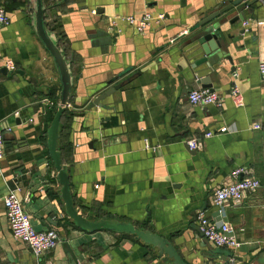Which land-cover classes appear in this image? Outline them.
Returning a JSON list of instances; mask_svg holds the SVG:
<instances>
[{
    "label": "crops",
    "instance_id": "crops-1",
    "mask_svg": "<svg viewBox=\"0 0 264 264\" xmlns=\"http://www.w3.org/2000/svg\"><path fill=\"white\" fill-rule=\"evenodd\" d=\"M29 1L0 0L10 17L0 29V130L7 138L0 162V264H70L69 250L79 264H173L134 237L80 231L64 214L47 147L62 85L32 26ZM44 1L47 28L72 60L71 115L63 120L59 148L76 209L89 219L127 221L178 241L187 264H264L263 0L230 26L233 64L221 60L210 76L224 96L222 107L189 102V92L202 88L195 73L207 65L194 69L203 55L185 45L187 33L224 0ZM146 12L153 15L146 32L125 20ZM161 13L166 19L158 22ZM235 83L244 106L232 98ZM117 86L101 107L90 109ZM257 124L262 128L253 129ZM222 127L228 132L220 133ZM208 133L213 136L205 139ZM194 138L203 140L198 151L187 145ZM238 168L252 170L261 187L242 206L225 205L223 219L241 243L235 251L223 249L234 254L230 258L203 249L196 229L200 217H217L214 190ZM14 179L17 191L8 186ZM12 192L37 230L58 231L55 251L38 258L14 239L4 206Z\"/></svg>",
    "mask_w": 264,
    "mask_h": 264
},
{
    "label": "water",
    "instance_id": "water-1",
    "mask_svg": "<svg viewBox=\"0 0 264 264\" xmlns=\"http://www.w3.org/2000/svg\"><path fill=\"white\" fill-rule=\"evenodd\" d=\"M32 11V26L40 39L41 43L51 55L56 65L60 82L62 85L57 111L47 132V147L50 158L57 172L58 180L61 185L60 198L63 202L64 214L70 222L79 229L88 234L98 232H109L117 235H128L135 238L136 241L153 248L157 251L158 256L165 261H171L173 264H187L179 254L177 247L178 241H170L152 231L142 230L137 225L117 219H89L85 217L80 210L76 209L71 192V181L67 166L63 164L62 153L59 150L62 117L68 110L72 99L73 77H72V60L69 61L63 48L59 46L57 35L47 28V11L44 0H30ZM246 2V3H245ZM243 3H245L243 5ZM258 6V0H224L214 11L206 14L200 22L189 32V41L185 47H190L194 54H202L203 57L195 62L199 68L207 65L206 69L195 73V78L202 84V88L214 91L210 76L216 72L221 65V60L233 64V59L229 54V41L232 36L229 35L230 26L239 21L246 20L245 10ZM234 71V70H232ZM120 86L111 88L105 93L98 96L90 105V109L101 107V102L115 93ZM80 116V115H78ZM4 141H7L3 135ZM21 175V172L18 173ZM11 191H17V179L8 183ZM199 239L203 242L201 246L212 254H224L227 257L234 258V254L223 249H213L204 235L197 229ZM70 264H79V260L72 250H69Z\"/></svg>",
    "mask_w": 264,
    "mask_h": 264
},
{
    "label": "built area",
    "instance_id": "built-area-1",
    "mask_svg": "<svg viewBox=\"0 0 264 264\" xmlns=\"http://www.w3.org/2000/svg\"><path fill=\"white\" fill-rule=\"evenodd\" d=\"M264 3V0L262 1ZM93 14H96L93 11ZM166 19L165 14L161 13L157 16L156 21L161 22ZM130 25L136 27L139 33L146 32L153 20L151 13H144L140 18L130 16L125 19ZM250 22H245V26H249ZM10 25L9 14L3 4L0 3V29ZM264 34V23H262ZM10 70L15 69L12 62H8ZM261 78L264 81V57L259 65ZM237 78V77H236ZM232 98L237 106H244L245 102L241 94L239 86L235 83L231 91ZM189 102L194 106L222 107L224 96L209 89L199 88L191 90L188 94ZM52 106H54L52 104ZM70 108V106H69ZM68 108V109H69ZM261 125L253 126V129H261ZM228 132L227 127H222L220 133ZM213 136V133L205 135V139ZM190 150L198 151L203 146L202 139H191L187 141ZM5 156V143L3 133L0 130V162ZM261 187V182L255 177L250 169L238 168L235 169L227 183L216 188L213 193V202L218 209L216 218L200 217L199 229L204 235V238L215 248L228 249L235 251L240 248L241 243L235 237V229L233 225L223 219L225 213V205L231 203L234 207H240L245 199L257 191ZM4 206L6 209L10 229L14 239L27 244L32 253L40 258L45 254L55 251L61 244V237L57 230H37L32 222L31 216L26 212L23 202L19 197L12 192L5 197ZM235 260L231 259L230 264H234Z\"/></svg>",
    "mask_w": 264,
    "mask_h": 264
},
{
    "label": "trees",
    "instance_id": "trees-1",
    "mask_svg": "<svg viewBox=\"0 0 264 264\" xmlns=\"http://www.w3.org/2000/svg\"><path fill=\"white\" fill-rule=\"evenodd\" d=\"M59 46L62 48V46L60 45V39H59ZM67 56V55H66ZM67 59L69 60V57L67 56ZM56 111H57V104H56V106H55V109L52 111V118H51V121L54 119V116H55V114H56ZM71 114L69 113V111L67 110L65 113H64V115H63V117H62V120H61V122H62V124H63V120L65 119V117H67V116H70ZM59 150H60V148H59ZM61 151V150H60ZM74 226V225H73ZM130 237H132V236H130Z\"/></svg>",
    "mask_w": 264,
    "mask_h": 264
}]
</instances>
